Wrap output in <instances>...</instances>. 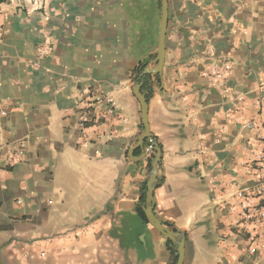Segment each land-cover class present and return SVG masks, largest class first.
Masks as SVG:
<instances>
[{
    "label": "crops",
    "instance_id": "obj_1",
    "mask_svg": "<svg viewBox=\"0 0 264 264\" xmlns=\"http://www.w3.org/2000/svg\"><path fill=\"white\" fill-rule=\"evenodd\" d=\"M168 2L164 65L144 74L161 0H0V264H176L177 244L137 212L154 142L153 212L186 237L183 264H264L244 237L224 241L223 206L252 184V133L236 118L257 117L264 99V0ZM224 61L221 84L206 73ZM138 75H150L151 136L132 156L143 131L134 85L147 91ZM84 89L121 107L91 113L89 147Z\"/></svg>",
    "mask_w": 264,
    "mask_h": 264
},
{
    "label": "built area",
    "instance_id": "obj_2",
    "mask_svg": "<svg viewBox=\"0 0 264 264\" xmlns=\"http://www.w3.org/2000/svg\"><path fill=\"white\" fill-rule=\"evenodd\" d=\"M1 29L0 23V34ZM230 70L231 64L228 61L216 62L206 74L212 75L217 82L226 84ZM82 97L83 112L78 121V127L84 132L83 145L89 147L95 141L88 131L92 126L91 113L103 105L110 114L121 109V107L116 98L109 93L97 95L89 89H84ZM256 106L258 109L257 117L243 118L238 116L236 118L241 125L252 133L245 144V149L248 150L249 154L243 163V169L251 178L252 184L237 187L223 202L230 224L224 241L228 242L239 236L244 237L251 255L264 251V99H258ZM122 121L126 122L127 120L123 117ZM118 131L119 128L113 129L109 131L108 136L112 137ZM14 162L13 157L9 155L7 157L8 165H13Z\"/></svg>",
    "mask_w": 264,
    "mask_h": 264
},
{
    "label": "water",
    "instance_id": "obj_3",
    "mask_svg": "<svg viewBox=\"0 0 264 264\" xmlns=\"http://www.w3.org/2000/svg\"><path fill=\"white\" fill-rule=\"evenodd\" d=\"M161 2H162V27H161L159 50H158L156 58L154 59V66L146 67L143 72L144 74H148V73L157 74L161 72L162 67L164 65L165 51H166L165 37H166V30L168 26L169 2L168 0H161ZM134 92H135V95L140 100L141 105H142L143 131H142V134L136 146L132 148L130 151V154L132 156H134L133 155L134 149L138 146H142L145 139L151 136L149 120H148V100L146 98V95L141 92L140 83L134 85ZM153 146L156 150V155L152 163V171H151L150 177L147 182L146 200H145V204L143 205V209H144L146 218L148 219L149 223H151L159 231V233H161V235L165 239H170L171 241L177 244L178 260L176 264H183L184 257H185L186 237L183 234H181L179 230H172L169 227L165 226L160 220L156 218L153 212L154 191L156 189V184L158 181L159 164L161 163V148L157 142H154ZM142 157H144V155H142L141 157H136V158H142Z\"/></svg>",
    "mask_w": 264,
    "mask_h": 264
},
{
    "label": "trees",
    "instance_id": "obj_4",
    "mask_svg": "<svg viewBox=\"0 0 264 264\" xmlns=\"http://www.w3.org/2000/svg\"><path fill=\"white\" fill-rule=\"evenodd\" d=\"M144 66H146V63H144V64L142 65V68H143ZM149 77H150V75H145V76H143V77H140V76L138 75V77H137V80H138V81H141L142 79L145 80L144 88L147 89V91H146V96H147V97H149V95H150V93H151V91H152V89H151V87L149 86L148 81H147V79H149ZM144 91H145V90H144ZM145 143L149 145V144H150V141L147 139V140L145 141ZM149 168H150V170H151V168H152V167H151V161H150V164H149ZM146 189H147V186H146V183H145V184L143 185V187H142V198H141V200H140V203L138 204L137 212H138V214L140 215V217H141L144 221L148 222V220H147V218H146V215H145V212H144L143 207H142V203L145 201V198H146V196H145ZM168 243H170V245H172V241L169 240V239H168Z\"/></svg>",
    "mask_w": 264,
    "mask_h": 264
}]
</instances>
